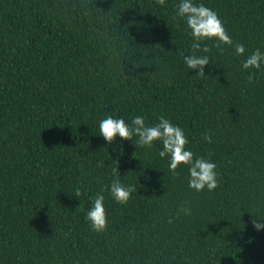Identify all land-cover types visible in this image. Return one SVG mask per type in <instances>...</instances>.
<instances>
[{"label": "trees", "instance_id": "1", "mask_svg": "<svg viewBox=\"0 0 264 264\" xmlns=\"http://www.w3.org/2000/svg\"><path fill=\"white\" fill-rule=\"evenodd\" d=\"M193 2L246 49L204 41L205 78L184 63L180 0H0V264H264V64L242 67L264 53V0ZM161 115L217 165L216 190L190 189L184 165L174 176L159 142L99 132ZM114 178L135 189L127 205L101 192ZM98 193L103 233L86 220Z\"/></svg>", "mask_w": 264, "mask_h": 264}, {"label": "clouds", "instance_id": "2", "mask_svg": "<svg viewBox=\"0 0 264 264\" xmlns=\"http://www.w3.org/2000/svg\"><path fill=\"white\" fill-rule=\"evenodd\" d=\"M156 4L165 6V0H155ZM177 16L186 21L187 27L193 37L191 48L193 50L190 56H184V63L190 70L196 71L195 77L205 78V66L210 64L207 55H197V52L208 53L210 48L204 41L215 40L221 54L223 46L233 47L236 55H243L246 51L244 45L234 43L232 38L227 33L222 21L217 13L203 4L196 5L193 0H180L177 5ZM176 17H174L175 19ZM264 64V53L259 49L248 55L242 63L245 70L261 69ZM250 84L255 82V72H250L248 76ZM99 132L104 140L109 144H113L116 137L121 140L133 141V137H138L136 144L140 147H153L155 142L162 145V150L159 151V156L163 159L169 157V169L174 176L180 173L177 169L184 165L189 171L188 186L196 192H202L205 189L209 193L219 187L217 165L204 157H195L193 152L186 150V145L189 143L184 131L173 125L170 120L163 115L159 117V122L153 126H148L142 116H136L132 119L131 125L125 122L123 118H113L108 116L100 121ZM208 143H212V136L206 133L202 137ZM211 156V153H209ZM110 191L113 200L121 206L127 205L131 195L135 189L121 183L119 178H114L109 185H105L101 192ZM82 193L77 190L75 196L79 197ZM105 196L96 194L92 207L88 210L86 220L90 229L95 233H103L108 227V213L104 207ZM182 211L190 214L189 208H183ZM254 227L259 230L264 228V223H258L253 220Z\"/></svg>", "mask_w": 264, "mask_h": 264}]
</instances>
